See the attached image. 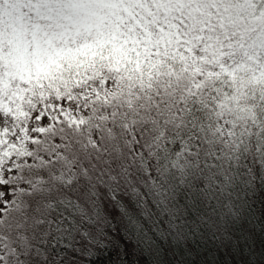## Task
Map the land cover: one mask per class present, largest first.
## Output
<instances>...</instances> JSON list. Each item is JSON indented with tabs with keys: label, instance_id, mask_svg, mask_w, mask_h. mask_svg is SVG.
<instances>
[{
	"label": "snow or ice",
	"instance_id": "1",
	"mask_svg": "<svg viewBox=\"0 0 264 264\" xmlns=\"http://www.w3.org/2000/svg\"><path fill=\"white\" fill-rule=\"evenodd\" d=\"M0 264H264V0H0Z\"/></svg>",
	"mask_w": 264,
	"mask_h": 264
}]
</instances>
